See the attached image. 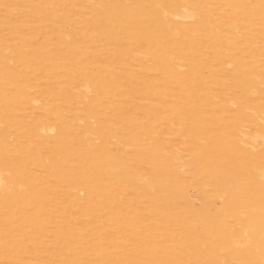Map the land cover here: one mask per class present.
I'll return each instance as SVG.
<instances>
[{"label":"rangeland","instance_id":"374dc122","mask_svg":"<svg viewBox=\"0 0 264 264\" xmlns=\"http://www.w3.org/2000/svg\"><path fill=\"white\" fill-rule=\"evenodd\" d=\"M0 264H264V0H0Z\"/></svg>","mask_w":264,"mask_h":264},{"label":"bare ground","instance_id":"6f19581e","mask_svg":"<svg viewBox=\"0 0 264 264\" xmlns=\"http://www.w3.org/2000/svg\"><path fill=\"white\" fill-rule=\"evenodd\" d=\"M48 131H51V130H48Z\"/></svg>","mask_w":264,"mask_h":264}]
</instances>
